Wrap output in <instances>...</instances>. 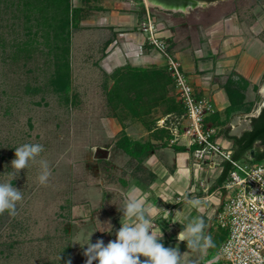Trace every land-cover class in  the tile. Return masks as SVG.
Segmentation results:
<instances>
[{
    "label": "rangeland",
    "instance_id": "1",
    "mask_svg": "<svg viewBox=\"0 0 264 264\" xmlns=\"http://www.w3.org/2000/svg\"><path fill=\"white\" fill-rule=\"evenodd\" d=\"M149 2V7L145 6L143 0H70V5L83 7L81 15L85 17L101 10H119L123 13L134 12L139 16H147L149 13L157 23H168L170 18L185 15L198 17L195 22L202 19L198 25L207 32L206 39H210L211 30L221 33L216 36V39H221L217 43L220 54H224L225 47H230L234 50L242 49L243 53L255 57L252 63L255 73H259L255 78V87L243 109L231 113L227 124L230 127L229 135H237L243 129H249L250 117L257 116L260 107L264 105V93L261 92L264 87V0H218L175 9H163L155 2ZM0 9L4 11L2 3ZM21 9L26 11L24 7ZM28 12L31 14L34 11L28 9ZM37 12L32 15H37ZM6 16L0 19V183L11 182L22 191L24 198L17 205L15 216L7 213L0 215V264H67L71 258V242L83 245L90 238L94 244V232L103 228L108 230L111 217L121 219V191L128 190L132 186L130 182H134L135 177L143 171L134 159L120 153L113 145L119 135L118 125L115 119L109 118L103 89L107 75L96 64L99 54L91 59L89 56L86 58L85 53L80 57L71 53L70 92L67 96L63 92H55L50 83L54 70L50 61L53 52L50 53V48L46 46L47 40L42 39L41 33L36 39H27L23 35V13L18 12L17 18L7 16V19ZM230 18L235 21L234 25L229 24ZM15 24L17 26L14 27ZM31 24H35V20ZM134 27L142 32L141 24L137 23ZM71 37L72 47L75 48L76 40L83 37L99 40L102 34L78 28L71 31ZM24 42L32 44L27 54L16 50V45ZM236 62L238 64V59ZM231 72H236V69L232 67ZM206 95L211 96L210 93ZM161 112L162 108L155 110L152 117ZM163 119V127L170 129V134L172 130L181 133L188 124L184 114L172 113ZM206 126L215 128L213 138L228 140L233 149V142L224 137L222 128H216L210 121H205ZM129 132L133 138L138 135L136 126H131ZM177 139L175 142L180 144L185 141L183 137ZM24 143L44 146V152L37 159L49 162L51 177L46 185L38 182V164H30L21 170L14 180L8 175L11 161L15 158V148ZM97 147L109 149L111 157H103V153L96 151ZM256 151L257 143L250 153L246 152L244 157L237 160L242 164L254 163L252 159ZM161 158L164 156L161 155ZM166 159L168 164L171 163ZM188 160L207 167L205 163L195 160L191 153ZM159 172L161 181L156 191L165 196V192H172L180 172L173 164L167 168L160 167ZM185 195L186 190L182 195L176 194L175 200L187 201L183 198ZM89 209L91 214L83 218L84 212L89 213ZM196 212L193 209L191 213L195 215ZM201 215V218L205 217ZM82 218L84 221H81ZM208 228L209 225L205 231L211 236L215 247L191 250L187 248L186 242L177 241L180 232L177 228L173 230L172 238L165 236L166 240L161 243L165 246L168 242L167 247L178 245L184 264H205L207 258H216L220 245L218 236L226 233L225 229L219 227ZM110 238L116 239L113 236ZM78 249L81 251L73 253L75 257L72 264H86L85 248L80 246ZM215 264L226 263L218 260Z\"/></svg>",
    "mask_w": 264,
    "mask_h": 264
},
{
    "label": "crops",
    "instance_id": "2",
    "mask_svg": "<svg viewBox=\"0 0 264 264\" xmlns=\"http://www.w3.org/2000/svg\"><path fill=\"white\" fill-rule=\"evenodd\" d=\"M147 16H150L149 13ZM147 16L144 14L143 16H139L134 12L127 11L123 13V11L120 12L119 10H101L96 14H91L89 17L81 19L79 22L80 30L93 31L96 33L101 32L102 39L98 40L90 39V37H83L76 40L74 48L72 47L71 41L73 37L72 34V37L70 38V56L71 53L77 54L79 57L86 54V58L89 56V58L92 59L94 55L99 54V56L96 57V64L98 63L106 74H110L117 67L127 65L134 67H164L166 63L164 57L154 46L147 43L145 34L134 27L137 23L142 25V23L146 21ZM197 19L198 17L195 18L185 15L183 17L180 16L170 18L168 23L161 21L157 23L155 20L157 26L156 34L166 40L169 52L180 62L181 67L189 79V82L192 83L194 88L197 90V96L200 97L204 94L210 93L214 102V113L218 112L219 114H223L225 107L228 105V98L222 85L231 72L232 67L236 69L238 74L248 80L249 85L245 93V103L249 100V95L256 84L255 78L259 75L258 72L255 73L254 63H252L255 57H252L250 53H243L242 49L234 50L230 47H225L224 54H220L217 43L221 39H216V36L221 33L211 30L210 39H206L205 33L207 32H205L203 27L198 25L202 22V19L195 22L194 20ZM229 24L234 25L235 21L230 18ZM88 44H91V46H87ZM86 46L87 52L84 49ZM239 56L242 58L240 59ZM237 59L238 64L236 62ZM206 61L209 63H206ZM159 108L160 107L153 108L150 114V118L155 120L157 128H161V119L167 116L162 113H157L156 116L152 117V115L155 114V110H158ZM109 118L116 120L118 125L117 133L120 135L121 130L123 129L121 121L111 115H109ZM124 122L126 123L124 131L132 139H139L142 141L150 139V141L154 144L160 143L159 140L151 138V131L146 128L143 120L127 118ZM138 125L140 126L138 127ZM131 126H136L138 131L137 137L133 138L131 136L129 132ZM246 129H243V131ZM241 133L242 132L237 133V136ZM118 136L114 139V142ZM172 139H174L173 134L172 138H169V143L166 147H159L150 152L141 164L142 170L144 169L149 171L154 175L153 180L148 184L137 179H135L134 182H130L132 184L131 187H138L142 190V193L147 196L149 203L160 207L159 215L155 219L154 224L157 226L158 230L161 229L163 231L164 236L162 241L166 240L164 238L165 236L172 238V235L174 234L173 230L176 228L180 231L183 230V225L178 222H172L177 211H187L188 200H191L189 198L192 197L200 200V211L196 212L195 215H192L191 213L190 218H196L197 216H200V214H204V218L206 220L205 224L206 226L209 225L208 229H210V226L214 222V215L221 201V194L219 193L220 190L218 187L222 183L220 182L219 177L225 164L222 163L219 167L207 169L206 166L201 165L198 162H194L193 160L189 161L188 159L190 158L191 148H189L184 141V143L180 144L175 141L171 142ZM218 141L230 146V142L228 140L224 139L222 141L221 138H218ZM172 144L185 146L186 149L183 151H176L171 146ZM96 151L98 153H103V157L105 158H109L112 155V152L109 149L97 147ZM119 151L120 153H124L121 150ZM160 154L164 156L165 159L161 158ZM166 158H168V161L171 162L169 164H173V167H177L180 175L178 176V182L174 183L172 192L170 194L169 192H165L166 199L163 200L162 198H159L161 194L156 191V188L159 186L161 181L159 168H167L169 166L166 162ZM181 176L185 177V179H181ZM169 180H172V177H169ZM175 185H178L177 189L175 188ZM129 186H127V188ZM185 190L187 196L185 195L183 198L187 201H176V194L182 195ZM180 198L181 197H178V199ZM101 201L105 203L104 200ZM102 202L101 204L105 205ZM88 212L89 213L84 212L83 218H87V216L91 214L90 209ZM83 218L81 221H84ZM111 218V231H107L103 228L102 230L100 229L99 231L97 230L94 232L93 238L95 242L97 240L106 241L107 239H112L110 236L116 237V232L121 227L120 221L122 220V217L121 219L118 217ZM167 244L165 245L166 247ZM80 246L84 247L86 250L87 244L83 243V245H75L72 242L70 243L71 264L73 258L75 257V254L73 257V253H77L80 250L78 249ZM141 259L143 260L144 257H141ZM93 264H98V262L93 261Z\"/></svg>",
    "mask_w": 264,
    "mask_h": 264
},
{
    "label": "trees",
    "instance_id": "3",
    "mask_svg": "<svg viewBox=\"0 0 264 264\" xmlns=\"http://www.w3.org/2000/svg\"><path fill=\"white\" fill-rule=\"evenodd\" d=\"M0 3L3 4L4 9V11L0 9V19L6 15L9 18H17L18 12H21L25 18L21 26L23 35H26L27 39H36L37 35L41 33L42 39L47 40L46 46L50 48V53L53 52L50 61L54 65L50 83L55 92H63L67 96L70 92V36L73 29L79 28L80 20L85 18L81 15L83 7H72L70 0H0ZM11 6L14 8L9 9ZM20 6L24 7L26 11H23ZM28 9L29 11H38V14L34 16L32 15L34 12L30 14ZM34 20L35 24H31V21ZM34 27L36 28L33 29ZM2 28L5 29V26L3 25ZM19 44L16 45L17 52L27 54L31 50L29 48L32 45L31 42ZM106 75L103 89L109 112L111 116L119 119L123 126L114 145L134 159L136 164L141 167L144 158L150 152L159 147H166L169 138H172L168 128L156 127L155 120L150 118L152 109L160 107L162 108L161 113L168 116L172 113L182 115L185 113V109L175 100L172 79L165 66L134 67L127 65L117 67ZM235 76L236 78H234ZM110 82L111 84H109ZM248 85V80L242 75L236 72L229 73L222 85L228 98V105L223 114L218 112L211 114L206 118V121L212 122L216 128H222L224 137L233 142L234 159L244 157L246 152L250 153L257 143L258 151L253 153L252 159L254 163H257L264 159V106L257 116L250 118L249 129L242 131L239 136L228 134L230 127L227 124L230 115L245 106V93ZM66 100L68 101V98ZM127 118L143 120L146 128L151 131V138L159 140L160 143L154 144L150 139L142 141L128 136L124 131L126 126L124 120ZM171 146L176 151L186 149L181 145L172 144ZM192 148L194 147L192 146ZM229 166V163L224 164L219 177L220 182L225 178ZM153 178L154 175L146 170L140 176L135 177L146 184L150 183ZM211 227L214 228V225ZM225 236V232L218 236L219 243L224 240ZM209 259L211 258L206 260Z\"/></svg>",
    "mask_w": 264,
    "mask_h": 264
},
{
    "label": "built area",
    "instance_id": "4",
    "mask_svg": "<svg viewBox=\"0 0 264 264\" xmlns=\"http://www.w3.org/2000/svg\"><path fill=\"white\" fill-rule=\"evenodd\" d=\"M156 28L154 19L147 16L140 30L147 43L166 60L175 99L184 107V118L188 121L181 133L172 130L174 139L171 142L183 137L189 148L194 147L191 149L194 159L205 163L208 169L222 163L230 165L226 178L218 187L221 201L214 215L215 224L212 223L214 228L225 229L226 236L216 251V258L205 264L217 260L226 264H264V160L242 164L233 158L232 147L213 138L215 128L205 127L206 118L215 112L212 97L197 96L180 62L169 52L166 40L157 36ZM161 122L163 127L164 119Z\"/></svg>",
    "mask_w": 264,
    "mask_h": 264
},
{
    "label": "clouds",
    "instance_id": "5",
    "mask_svg": "<svg viewBox=\"0 0 264 264\" xmlns=\"http://www.w3.org/2000/svg\"><path fill=\"white\" fill-rule=\"evenodd\" d=\"M44 150V146L39 143H24L16 147L15 158L11 161V171L8 175L14 180L21 170L28 168L30 164H38L40 169L38 182L46 185L51 177L49 162L37 159ZM181 179L185 177L181 176ZM121 196L123 206L119 211L122 212V220L121 227L116 232V239L105 245L103 240H97L93 244L89 238L85 243L86 264H93V261H97L98 264H184L178 245L165 247L160 242L164 234L154 224L160 207L149 203L147 196L138 187L121 191ZM23 198L22 191L11 182L0 183V215L7 213L9 216H15L17 205ZM159 198L166 199L163 194ZM199 205L200 200L195 197L188 200L187 211H177L172 222L183 225L177 241L186 242L187 248L196 251L215 247L211 236L205 231L206 224L203 218L200 216L190 218L193 209L200 211ZM107 231H111V225ZM67 264H71V261L69 260ZM209 264L215 262L209 261Z\"/></svg>",
    "mask_w": 264,
    "mask_h": 264
},
{
    "label": "flooded vegetation",
    "instance_id": "6",
    "mask_svg": "<svg viewBox=\"0 0 264 264\" xmlns=\"http://www.w3.org/2000/svg\"><path fill=\"white\" fill-rule=\"evenodd\" d=\"M153 2H157L156 4L157 5H160V6H164L166 8H184L186 5H194L196 4V2H202V3H212L214 1H218V0H151ZM159 3V4H158ZM262 108V107H261ZM259 114V112H258Z\"/></svg>",
    "mask_w": 264,
    "mask_h": 264
},
{
    "label": "bare ground",
    "instance_id": "7",
    "mask_svg": "<svg viewBox=\"0 0 264 264\" xmlns=\"http://www.w3.org/2000/svg\"><path fill=\"white\" fill-rule=\"evenodd\" d=\"M143 2L145 3V6H147V7H149V4H150V2H149V0H143ZM157 3V2H156ZM159 4V3H158ZM168 6V5H167ZM166 6V7H167ZM187 6V5H186ZM165 8V5L163 6V9ZM174 9V8H173ZM187 11V10H186ZM175 12V11H174ZM261 92L262 93H264V87H262V89H261ZM264 95V94H263Z\"/></svg>",
    "mask_w": 264,
    "mask_h": 264
},
{
    "label": "water",
    "instance_id": "8",
    "mask_svg": "<svg viewBox=\"0 0 264 264\" xmlns=\"http://www.w3.org/2000/svg\"><path fill=\"white\" fill-rule=\"evenodd\" d=\"M196 3H199V2H196ZM264 106V105H263ZM260 110H261V107H260V109H259V111L258 112H260ZM98 150H100V149H98Z\"/></svg>",
    "mask_w": 264,
    "mask_h": 264
}]
</instances>
